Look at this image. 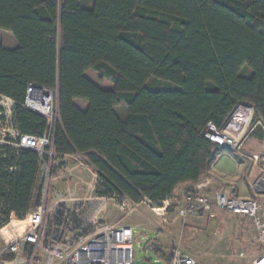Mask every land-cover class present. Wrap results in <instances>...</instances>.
Segmentation results:
<instances>
[{
	"label": "trees",
	"instance_id": "trees-1",
	"mask_svg": "<svg viewBox=\"0 0 264 264\" xmlns=\"http://www.w3.org/2000/svg\"><path fill=\"white\" fill-rule=\"evenodd\" d=\"M0 30L16 41L12 49L0 42V95L14 101L15 126L42 135L45 119L22 103L29 84L57 89L54 150L85 154L104 179L100 194L154 206L174 198L178 185L199 181L225 151L203 131L209 122L220 127L238 103L251 106L264 128V0H91L88 7L82 0H0ZM88 70L112 89L90 81ZM152 80L171 87H152ZM262 127L253 134L264 138ZM3 152L7 218L38 203L31 197L37 156ZM13 165L14 173L4 171Z\"/></svg>",
	"mask_w": 264,
	"mask_h": 264
},
{
	"label": "built area",
	"instance_id": "built-area-1",
	"mask_svg": "<svg viewBox=\"0 0 264 264\" xmlns=\"http://www.w3.org/2000/svg\"><path fill=\"white\" fill-rule=\"evenodd\" d=\"M13 105L12 99L0 95V157H5L4 147L36 154L31 197L36 196L38 203L30 205L24 214L11 211L7 218L0 207V264H135L133 227L104 221L101 213L110 200H115L120 210L127 207L135 210L138 203L114 192L100 194V190L106 189L104 179L85 154H60L54 150L57 89L34 84L27 88L22 107L40 115L47 123V129L40 136L22 133L15 126ZM257 127L262 125L253 119L252 107L238 103L220 127L209 122L203 135L241 161L250 157L258 162L261 155L250 156L244 148ZM16 170L15 165L4 167L8 173ZM209 170L203 174L197 188L178 203L177 217L182 220L207 217L214 222L212 233L216 236L222 233L218 219L221 209L249 217L260 246L259 255L250 264H264V211L259 209L255 197L232 198L221 189L204 193L203 190L219 177ZM253 190L255 195L264 193V171ZM147 242L144 241V245ZM144 249L157 255L155 264H200L180 244L164 250L153 242ZM161 254H166V261Z\"/></svg>",
	"mask_w": 264,
	"mask_h": 264
},
{
	"label": "rangeland",
	"instance_id": "rangeland-1",
	"mask_svg": "<svg viewBox=\"0 0 264 264\" xmlns=\"http://www.w3.org/2000/svg\"><path fill=\"white\" fill-rule=\"evenodd\" d=\"M90 3L91 0H82V5L85 7L89 6ZM0 42L8 49H12L14 42L16 43L11 33L5 30H0ZM88 75L101 87H110L111 85L108 81L99 80L97 73L93 70ZM149 83L152 87H171L169 84L158 80H152ZM77 104L82 109L86 107V103L82 101H77ZM116 110L121 118L126 114L124 104L117 106ZM123 135L133 140L132 137ZM249 142L250 139L246 142L244 148L246 153L251 156L252 153L248 151ZM219 159L218 156L216 161H219ZM221 159L227 163V167L223 172L230 176L226 177L237 179L242 166H239L236 162L240 159L234 155V158L231 157L232 164H230L229 157H222ZM247 160H251V158L249 157ZM252 162L254 161L252 160ZM216 166L217 168H214L215 173H219L220 177L224 176L221 174L222 166L218 163ZM239 185L241 189H246L243 181H240ZM239 197V199H247V194ZM254 197L259 203V209L264 211V193L256 194ZM35 200L36 196L33 198L32 203ZM179 200L180 198H169L160 205L154 206L149 200L142 199L136 209L132 211L131 207L120 210L116 206L115 200H110L101 213V219L133 227L135 233L133 241L135 264H155L154 261L157 259V255L144 249L143 243L151 239L156 245H161L164 250H168L175 244H180L200 264H250L259 255L260 246L256 239L252 220L249 217L222 209L218 214V219L222 224V233L216 236L212 233L214 222L207 217H199L198 223L200 225L194 228L188 226L189 218L182 220L177 217L175 206L171 204H175Z\"/></svg>",
	"mask_w": 264,
	"mask_h": 264
},
{
	"label": "crops",
	"instance_id": "crops-1",
	"mask_svg": "<svg viewBox=\"0 0 264 264\" xmlns=\"http://www.w3.org/2000/svg\"><path fill=\"white\" fill-rule=\"evenodd\" d=\"M15 47H16V43L14 42L13 48H15ZM91 71L92 70H88L85 73V76L90 81H92L94 84H96L95 81H93V79L91 77H89V75H88V73L91 72ZM96 85L98 87H100L101 89H105V90L112 89L111 85H110V87H101L98 84H96ZM77 101H79V100H76L75 104L79 107V105L77 104ZM124 116L125 115H123L122 118ZM260 136H261V134L259 132L253 134L251 136V138H250V142H249V145H248V151L249 152H251L252 154L257 153V154L261 155L262 159L260 161L252 162V160H245V161L238 160V162H236V163H238L239 166L240 165L242 166L240 175L237 178L238 180L236 178L234 179L233 177H231V179L227 178L226 176H230V175H227L226 172H223L225 170V168L227 167V163H226V161H222L223 159H221V158L222 157H227V158L229 157L230 158V160H229L230 164H232L233 162L231 160V157L234 158V155L229 153L225 149V151H222L220 153L219 161H215L213 163V167L209 170L210 173L215 172L214 168H217L216 164L218 163L223 168V170L221 171V174H223L224 176L220 177V174L217 173L219 175V177H217V179L213 180L209 184V186L203 190V192L206 193V194H210L211 192H213L216 189H221L222 191L226 192L232 198L239 199L240 195L245 196L246 194H247V199L250 198L251 194L254 197L255 194L253 192L254 191L253 190V186H254L255 182L259 179L260 175L264 171V138H262ZM231 155H233V156H231ZM202 179H203V175L201 176L200 180L197 181V182H190V183H185V184L178 185L173 191V197L174 198H180V200H182V198L184 197V194L186 192H188V191H194L197 188L198 183ZM240 181L244 182V184L246 185V189H241V187L239 185ZM220 211H222V209ZM189 220H190V222H188V226H191V227L194 228L195 226L197 227L198 225H200L198 223L199 218H189Z\"/></svg>",
	"mask_w": 264,
	"mask_h": 264
}]
</instances>
